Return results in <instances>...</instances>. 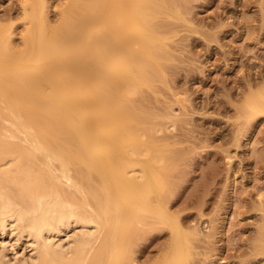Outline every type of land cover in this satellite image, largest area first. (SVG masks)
I'll return each mask as SVG.
<instances>
[{
    "label": "bare ground",
    "instance_id": "obj_1",
    "mask_svg": "<svg viewBox=\"0 0 264 264\" xmlns=\"http://www.w3.org/2000/svg\"><path fill=\"white\" fill-rule=\"evenodd\" d=\"M157 1L69 0L55 27L31 6L20 49L0 27V264H146L130 234L146 218L172 230L152 264H187L161 195L163 158L132 125L148 113L140 88L161 78L152 19L169 0Z\"/></svg>",
    "mask_w": 264,
    "mask_h": 264
},
{
    "label": "rangeland",
    "instance_id": "obj_2",
    "mask_svg": "<svg viewBox=\"0 0 264 264\" xmlns=\"http://www.w3.org/2000/svg\"><path fill=\"white\" fill-rule=\"evenodd\" d=\"M68 1L0 0L10 46L21 48L26 9L43 5L55 27ZM165 5L152 19L163 43L161 78L136 97L155 124L136 115L135 134L150 136L163 158L161 195L187 239V264H264V112L246 108L249 100L264 99V0ZM133 230L140 263L167 255L169 227L146 218ZM18 248L17 259H27L28 249Z\"/></svg>",
    "mask_w": 264,
    "mask_h": 264
}]
</instances>
